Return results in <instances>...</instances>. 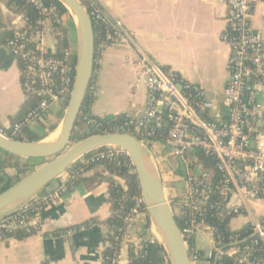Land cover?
Listing matches in <instances>:
<instances>
[{"label": "built area", "instance_id": "1", "mask_svg": "<svg viewBox=\"0 0 264 264\" xmlns=\"http://www.w3.org/2000/svg\"><path fill=\"white\" fill-rule=\"evenodd\" d=\"M6 1L14 5L23 1L36 13L35 19L29 20L19 12V21L11 27L4 45L19 64L24 99L36 101L22 123L28 126L43 118L53 105L67 106L74 81L76 40L68 36L67 47L57 54V39L61 32L54 25L57 22L56 7L44 0ZM219 1L227 10L220 40L229 48L225 62L228 78L223 97L224 117H213V104L199 86L175 82L142 56L137 61L141 72L136 83L142 82L146 88L143 106L125 116L126 120L112 127V131L103 133L135 136L151 157L157 172V163L152 157L154 142H163L177 158L183 176L176 179V192L167 201L174 217L181 220L180 233L192 263L203 258L202 254H196L193 238L197 232H206L213 241L209 259L214 261L217 255V258L228 257L229 264H264V217L247 222L242 227L249 230L245 236L236 233L242 228L229 226L230 220L249 213L253 203L264 200V13L262 29L252 26L254 8L264 0ZM88 14L93 26L103 27L102 38L95 46L89 84L94 93L98 65L96 49L123 42L126 36L95 2L90 4ZM49 35L56 38L53 49L43 42V37ZM142 74L147 77L142 78ZM177 84H180V90ZM22 124L15 125L8 136L0 125V134L16 139ZM81 126L94 130L101 126L88 107L80 108L73 134L80 132ZM92 152L64 172V182L85 175L99 161L128 157L122 148L115 146ZM67 190L62 183L52 194L36 195L12 214L1 217L0 238L18 228L38 231L43 222V211ZM29 208H32L31 215L15 214ZM142 211H145L142 199L137 198L122 217L110 264H120L118 250L130 239L136 218ZM219 223L225 224L227 235L219 230ZM253 236L257 237L251 239ZM143 244L162 245V242L159 237H142L136 248L141 250Z\"/></svg>", "mask_w": 264, "mask_h": 264}, {"label": "crops", "instance_id": "2", "mask_svg": "<svg viewBox=\"0 0 264 264\" xmlns=\"http://www.w3.org/2000/svg\"><path fill=\"white\" fill-rule=\"evenodd\" d=\"M92 1L103 9L126 38L123 42L96 49L97 85L89 106L91 115L100 118L106 115L127 116L141 109L146 88L142 82L136 83L141 72L137 61L145 56L156 70L163 72L161 69L167 68L182 81L199 86L213 104V117H224L226 107L223 97L228 78L225 62L229 48L220 40L227 10L219 0ZM19 12L17 5L0 0V125L4 127L10 125L9 118L17 114L25 101L19 64L5 48L6 40L3 43L5 33L10 35L11 27L19 21ZM263 13L264 2H260L252 16L254 29H262ZM63 20L68 25H74L71 17L64 16ZM68 28V36L71 39L73 35L76 40L75 26L73 31L70 26ZM48 47L53 49L55 43ZM146 77L142 74V78ZM55 114L49 110L40 120L30 122L28 128L42 136L47 121H53ZM153 149L152 157L157 167L171 175L165 161L167 155L172 156L171 150L164 148L161 141L154 142ZM31 161L38 163L37 160ZM99 171L100 167H94L85 175ZM4 174L11 177L18 175L14 168L4 169ZM64 175L63 172L52 180L37 196L55 192L64 183ZM170 181H161L166 199L176 192L169 189ZM110 214L106 183L91 190L83 187L68 189L43 211V222L38 231L21 240L12 237L0 240V264H104L105 238L109 232L106 219ZM263 217L264 200H259L251 205L249 213L230 220L229 226L240 229L247 222ZM74 228L78 230L72 231ZM201 233L208 236L212 249L203 251L193 241L203 258L192 264H209L211 260L208 253L213 250L212 238L206 232ZM142 237H159L145 211L139 213L130 239L118 250L120 264H129L128 245H136ZM164 260L162 264H171L165 255Z\"/></svg>", "mask_w": 264, "mask_h": 264}, {"label": "water", "instance_id": "3", "mask_svg": "<svg viewBox=\"0 0 264 264\" xmlns=\"http://www.w3.org/2000/svg\"><path fill=\"white\" fill-rule=\"evenodd\" d=\"M59 2L68 10L76 28L74 81L61 122L62 130L52 141H46V137L37 141H21L0 134V148L3 151L20 158L37 160L41 164L0 192V218L19 209L86 154L115 146L128 154L135 168L146 214L166 250L170 263L192 264L165 197L161 179L143 144L133 135L117 132L90 135L71 143L76 119L93 75L95 36L92 20L81 0ZM177 88L181 89L180 84H177ZM165 161L171 168L175 167L171 155H167ZM216 260L217 255L214 264Z\"/></svg>", "mask_w": 264, "mask_h": 264}, {"label": "trees", "instance_id": "4", "mask_svg": "<svg viewBox=\"0 0 264 264\" xmlns=\"http://www.w3.org/2000/svg\"><path fill=\"white\" fill-rule=\"evenodd\" d=\"M11 1V0H10ZM47 3L53 4L57 9V14L55 16L56 21L55 27L61 32V36L57 39V54H59L64 48L67 47L68 44V28L67 24L65 23L62 18L64 16L70 17L68 10L59 2V0H44ZM82 5L84 8L89 12L90 4L93 3L92 0H81ZM17 9L18 11L23 12L29 20H34L36 13L32 7L26 4L23 1H17ZM94 36H95V46H97L98 42L102 38L103 27L101 26H93ZM9 35L5 33L3 43ZM163 73L172 78L175 82H184L180 79V77L175 74L174 72L170 71L167 68L161 69ZM93 100V93L91 89L88 87L86 94L84 96L81 109L84 110L85 108H89ZM36 105V101L32 98H29L24 101V104L21 106L20 110L17 112L16 115L9 118L10 125L8 127L2 126L3 133L7 136L10 134L11 129L17 125L22 124L24 122V118L27 113L34 108ZM62 110L56 112L54 115V120L50 126L47 127L45 133L42 136L37 135L36 133L32 132L27 125L22 124L20 127V131L18 135L15 137L21 141H37L45 138L51 132H53L62 117ZM98 122L101 124L99 129L94 130L88 126L86 128L80 130L78 133H74L71 137V142H76L84 137L95 135V134H102L105 131H112V127L122 124L125 120V116H112L106 115L104 117H97ZM103 149V148H101ZM98 149V150H101ZM97 151V150H95ZM93 153V152H92ZM35 164L33 161L29 159L20 158L14 156L11 153L5 152L0 148V192L8 189L13 183L21 178L19 174H28L29 170L33 168ZM94 167H100L99 172H95L88 175H81L77 176L75 179H67L64 183L68 189L75 188V187H83L84 189L91 190L97 185L101 183H106L107 185V201L110 203L111 207V214L108 219H106V223L109 226V232L105 238L107 243L104 254H103V263L110 264V258L114 253V245L115 243V236L119 234V227L122 223V217L124 214L132 207L135 200L137 198H141L140 195V187L137 179V175L135 172V168L129 158L126 157L125 159H107L103 161H99L95 164ZM7 168H14L17 170L18 175L15 177L7 176L4 174V169ZM91 168V169H92ZM33 171V170H32ZM28 172V173H27ZM25 174V175H26ZM120 179L122 182H119ZM125 187V189L123 188ZM18 216L21 215H31L33 214L32 208L20 210L15 213ZM178 227L181 228V220L179 218H175ZM87 224V223H86ZM85 226V225H84ZM219 230L224 232L225 235L228 234L227 228L225 227L224 223L217 224ZM74 231H77L78 228H74ZM35 231H28L26 228H18L3 234V237L0 240L6 238H15V239H24L30 235H32ZM249 230L247 228H242L241 230L237 231L241 235H246ZM57 234V232H55ZM225 237V236H224ZM243 237V236H240ZM257 236L251 237V239H255ZM250 239V238H249ZM244 244V242L242 243ZM113 246V247H112ZM117 247V246H116ZM196 254L201 255L200 251H196ZM164 255L168 259L166 250L163 245H150V244H143L141 250L136 248V245L129 244L128 245V256H129V264H162L165 262ZM230 259L226 256L217 258L216 264H229ZM209 264H214L213 260H210Z\"/></svg>", "mask_w": 264, "mask_h": 264}, {"label": "rangeland", "instance_id": "5", "mask_svg": "<svg viewBox=\"0 0 264 264\" xmlns=\"http://www.w3.org/2000/svg\"><path fill=\"white\" fill-rule=\"evenodd\" d=\"M62 20H63V18H62ZM73 20V19H72ZM69 22H71V21H69ZM73 22V21H72ZM65 23H66V21H65ZM47 24H48V22H47ZM67 24V23H66ZM70 26V29H71V31H73V29H74V25H68L67 24V28ZM69 29V28H68ZM67 29V30H68ZM69 31V30H68ZM72 38L73 39H75L74 37H73V35H72ZM55 41H56V38L53 36V35H49V36H44V42H45V44L47 45V46H53L54 45V43H55ZM65 109H66V107H64V106H61V105H53L51 108H50V112H52V113H54V112H59L60 110H63V112H65ZM63 116H64V114H63ZM63 116H62V118H61V120H60V122L58 123V125H57V127H56V129L55 130H57L60 126H61V122H62V119H63ZM53 121H47V125H46V127L45 128H43L44 130L43 131H46V128L48 127V126H50L51 125V123H52ZM82 127V129H84V126H81ZM54 130V131H55ZM53 131V132H54ZM53 132H51L50 134H52ZM49 134V135H50ZM47 137V136H46ZM45 140H49V138L47 137V139L45 138ZM71 143H74L73 141L71 142ZM164 148H166V149H169L166 145H164ZM197 154H199V155H201V153H199L197 150L195 151ZM43 162H45V161H43ZM41 164L40 163H37V164H35V166L33 167V168H31V170H29L28 172H30V171H32V170H34V169H36L37 167H39ZM27 172V173H28ZM26 174V173H25ZM25 174H23V173H21V174H19V176H21V177H23ZM158 175H159V178L161 179V181L163 180V181H170L171 179H172V176L171 175H169V174H165V172H162L161 170L158 172ZM169 189H171V190H174V188H172V186H170L169 185ZM147 217H148V215H147ZM193 241H194V243H195V246L197 247V248H200V249H202L203 251H207V250H209V249H212V243L209 241V239H208V236L207 235H205V234H202L201 232H197L196 233V235L194 236V238H193ZM200 261V260H199Z\"/></svg>", "mask_w": 264, "mask_h": 264}, {"label": "flooded vegetation", "instance_id": "6", "mask_svg": "<svg viewBox=\"0 0 264 264\" xmlns=\"http://www.w3.org/2000/svg\"><path fill=\"white\" fill-rule=\"evenodd\" d=\"M172 157L174 159V163H175V167H174V171L172 170V168L170 166H168L169 170L172 172L171 176V183L170 186H172V188H176L177 187V183H176V179H180L183 176V169L180 166L179 161L177 160V158L172 154ZM160 171L159 167H158V172ZM172 194V193H171Z\"/></svg>", "mask_w": 264, "mask_h": 264}, {"label": "bare ground", "instance_id": "7", "mask_svg": "<svg viewBox=\"0 0 264 264\" xmlns=\"http://www.w3.org/2000/svg\"><path fill=\"white\" fill-rule=\"evenodd\" d=\"M61 130H62V126H60L52 134L48 135L49 140H46V141H52V140H54L60 134Z\"/></svg>", "mask_w": 264, "mask_h": 264}]
</instances>
